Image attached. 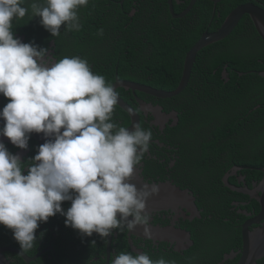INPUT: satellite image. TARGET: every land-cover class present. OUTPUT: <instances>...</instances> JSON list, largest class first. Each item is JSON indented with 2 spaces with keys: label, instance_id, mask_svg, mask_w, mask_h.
<instances>
[{
  "label": "clouds",
  "instance_id": "9594fccd",
  "mask_svg": "<svg viewBox=\"0 0 264 264\" xmlns=\"http://www.w3.org/2000/svg\"><path fill=\"white\" fill-rule=\"evenodd\" d=\"M25 2L0 0V95L8 100L0 110V120L4 121L0 136L21 150L27 148L32 133H42L45 142L32 157L26 174H23L25 167H22L20 156L10 154L5 144L0 142V225L12 231L13 239L23 252L31 250L37 242L36 230L39 225L57 214L64 217L65 227H71L84 237H91L95 233L107 238L113 234V229L126 226L133 231L141 225L144 226L143 235L151 238L146 203L159 193V186L144 184L137 188L131 182L136 166L149 150L151 130H145L140 123H136L129 131L131 125L128 128L118 127L111 122L118 93L106 83L105 77L91 71L87 60L79 56H66L58 62H50L47 48L14 38L13 21L23 19L29 12V8L23 6ZM88 3L91 2L43 0L41 4L33 0L31 16L39 17L41 26L55 37L60 35L62 25L67 31L81 29L79 10ZM251 5L264 10V6ZM243 18L247 21H240L236 29L245 22L243 25L253 29L260 38L250 17L244 15L241 20ZM236 29L224 39L225 42ZM102 32L101 29L99 34ZM222 41L201 51L213 45L218 51ZM248 45L246 43V47ZM246 47L243 51L257 55L258 50ZM227 66L224 69L226 72ZM193 68L190 81L197 76L202 84V70L206 66L198 62L194 71ZM218 71L219 68H215L213 76ZM223 73L222 79L227 83L228 73L226 79ZM251 73L264 78L255 71L238 75ZM140 109L143 112L141 105ZM258 109L256 107L254 110ZM170 120L172 126L175 121ZM235 167L239 166L228 169L225 176L232 174L230 170ZM137 171L139 176L140 169L137 168ZM236 177L239 174L230 176L228 182L230 186L238 188L240 185L230 183L231 178ZM238 181L241 183L243 176ZM67 201L71 202L70 207L64 210L62 204ZM209 231L210 228L200 239H204ZM110 264L175 262L164 258L152 260L146 253L133 255L121 252L110 259Z\"/></svg>",
  "mask_w": 264,
  "mask_h": 264
},
{
  "label": "flooded vegetation",
  "instance_id": "af4514ba",
  "mask_svg": "<svg viewBox=\"0 0 264 264\" xmlns=\"http://www.w3.org/2000/svg\"><path fill=\"white\" fill-rule=\"evenodd\" d=\"M114 1L116 4H120L125 12L124 23L130 19L129 22L135 23L138 30L128 33L123 38L126 40V44L121 46V51H118V47H116L118 38L112 41V44L107 42V47L112 46V51H118L114 58L117 60L115 67L113 66L114 60H100L98 56L94 60L87 61L91 71L105 77L106 83L113 87L117 81L141 83L153 88H156L154 87L155 80H164L166 84L173 85L176 77L182 78L187 55L196 45V42L205 33L220 29L213 26L214 20L212 19L210 24L201 31L199 28L191 33L190 37H197L196 42L187 34L181 33L182 29L188 30L198 23L193 15L199 13L196 5L200 0H197L192 7L193 0H166L165 3L162 0H152L150 4L152 8L156 6L166 7L165 14L158 23L146 18L150 8L148 0H130V7L127 11L123 7L127 0ZM207 1L214 4L213 16L217 14L218 17H222L224 14L229 15L236 8L246 3L264 6V0H221L216 3L211 0ZM29 4L25 2L23 5L29 8L28 14L23 19L13 21L14 38H18L24 43L32 42L41 48H47L50 62H58L66 56H79L69 52L73 46L72 40L73 38L87 37L78 32L67 31L63 25L60 28V35L52 37L41 26L39 17L32 18ZM183 13L185 16L176 17ZM178 21L179 24H176ZM242 21L247 20L243 18ZM243 24L246 23L243 22ZM151 25L150 31L148 28ZM59 39L63 40V46L58 49L56 40ZM86 42L91 43V39L87 38ZM166 43H171L174 48H164L163 45ZM94 47L99 52L105 50L101 41H98ZM219 50L214 55L215 57ZM182 52H186L183 64L176 62L175 65H171L176 71L175 77L159 74L165 70L164 66H160L164 55H179ZM210 52L209 48L206 53L209 54ZM201 55L202 51H199L193 71L198 62L206 60L207 57ZM153 56L154 59L151 58ZM108 70L109 73L107 74ZM111 70H113V74L110 73ZM192 81L194 82L193 77L190 84ZM115 91L119 98L135 109L140 116L141 127L145 130H151L152 133L149 150L135 168L136 172H138L137 168L140 169V174L139 176L134 174L133 177L137 178L138 182L141 180L143 185L170 186L168 192L160 190L157 195L150 197L152 198L151 203L149 201L146 203V209L150 215L147 226L151 231V238H146L143 235L144 226H136L133 231H129L126 226L121 229H113V234L107 238H101L95 233L91 237H84L71 227H65L64 217L57 214L50 217L46 223L39 225L36 230L37 242L31 250L23 252L20 251V247L14 248L30 258L41 254L36 261L29 262V264H110V259L121 252H130L133 255L146 253L152 260L164 258L174 261L175 264H237L242 256V245L238 239L242 241L243 227L247 221L258 216L261 211V207L259 210L257 208V201L229 189V197L233 201L229 210L224 214L217 215L215 211L210 212L203 207H198L201 195H197V191L203 189L202 182L196 180L192 184L190 178L195 171L196 174L193 179L196 177L201 179L202 177L194 160L184 158L181 155L184 153L185 147L182 145L180 131L176 130L179 120L178 124L173 127L170 126L172 120L163 122L162 125H154L155 117L151 114L146 115L140 109L139 101L143 100L154 104V106L160 105L165 113H171L173 110H170V100L164 99L165 105H162L160 99L139 91L128 90L123 87L116 88ZM141 94L146 95V97L143 98ZM188 96L186 94L184 100H187ZM151 97L154 99H150ZM7 102L8 100L0 95V110ZM111 122L118 127L128 128L131 125V117L125 109L117 104L114 107ZM39 136L42 139L41 143L31 134L28 146L24 150L16 148L7 138L0 136V141L5 144L9 153L19 155L22 159V167H25L23 174H26L27 166L32 163L31 159L36 155L38 147L45 142L43 134L41 133ZM244 169L238 170L239 177L234 178L240 185L238 188L253 189L256 181L252 180V185H248V174L243 171ZM230 171L233 172V170ZM242 176L243 181L239 183L238 178ZM239 194L242 196L239 197ZM192 197L195 200H192ZM217 202L216 200L215 202L211 201L210 205H216ZM70 203V201L64 202L62 209L67 210ZM207 225L210 226L207 227ZM256 227L254 225L252 229ZM208 228H210L208 235L204 239H200V236ZM174 231H176V235ZM92 241H95V244H92ZM34 249L36 250L35 253H32L34 255L30 256V252ZM7 255L6 264H20V259L28 264L19 253H7Z\"/></svg>",
  "mask_w": 264,
  "mask_h": 264
},
{
  "label": "trees",
  "instance_id": "16d2710c",
  "mask_svg": "<svg viewBox=\"0 0 264 264\" xmlns=\"http://www.w3.org/2000/svg\"><path fill=\"white\" fill-rule=\"evenodd\" d=\"M108 1L89 0L91 3L79 10L78 16L82 27L79 31H72V33H81L84 37L90 38L91 43L86 42L87 38H73V46L69 52L82 56L84 57L82 59L87 61L94 60L96 56L100 60H114L113 66L115 67L117 60L114 58L118 51H121V46L126 44L123 38L138 28L135 27V23L129 22L130 19L124 23L125 12L120 4H116L114 0H111V3ZM151 1L148 0L149 5ZM26 2L31 5L33 0H26ZM42 2L43 0H40L39 3ZM162 2L165 3L166 0ZM123 7L127 11L130 7V0L125 1ZM196 9L199 13L193 16L198 23L193 28L181 30V33L189 37L196 29L200 28L199 31H201L208 26L212 19L214 20L213 26L220 28L228 15L213 16L214 4L207 0H200ZM165 10L166 7L152 8L150 5L146 18L158 23L165 14ZM176 24H179V21ZM152 25L148 28L150 31ZM101 29L103 32L99 34ZM116 38H118L116 43L118 51H112V46L107 47V42L112 44ZM190 38L194 42L197 41V37ZM98 41H101L105 48L103 52L96 51L94 47ZM225 41L221 42L222 47L216 57L214 56L217 52L216 45L209 47L211 50L209 54L206 53L209 48L202 51L201 56L207 57L206 60L199 62V65L206 66V69L202 70L204 82L201 84L198 77L194 76V82H191L186 91L178 97L169 99L170 110L179 113V125L176 126V130L180 131L182 145L185 147L181 155L194 160L202 177L193 179L195 171L190 178L191 183L198 180L204 184L203 186L201 183L203 189L197 191V195H201L198 207H203L210 212L215 211L217 215L227 212L233 201L229 197L230 188L222 183L228 169L234 166L245 168L243 171L248 174V185L251 186L252 180L258 183L262 181L261 169L264 167V78L256 73L238 75V73L249 71L264 72V43L253 29L242 23L227 39V42ZM62 43V39L56 40L58 49L63 46ZM246 43H249L247 47L258 50L257 55H250V51H243ZM158 47L173 49L174 45L166 43L163 47ZM236 48L237 51H235ZM185 55L186 52L179 55H164L160 66H164L165 70L159 74L175 77L176 71L171 65H175L176 62L183 64ZM226 65H229L226 68L229 78L227 83L222 79ZM215 68H219V71L213 76ZM110 73L113 74V70ZM180 81L181 79L176 77L173 85H169L164 80H155L154 87L173 91L178 88ZM186 94L189 96L187 100H184ZM141 95L143 98L146 97V95ZM160 103L165 105V100H160ZM256 107L259 109L254 110ZM235 179L232 178L230 183L237 185ZM215 200L218 201L216 205H210L211 201L215 202ZM257 208L260 209L259 204ZM238 242L242 245L241 240L238 239ZM241 245L239 244L240 247ZM1 246L19 247L13 239L12 231L2 225H0ZM35 251V249L31 251L30 256L34 255L32 253ZM20 264H25V262L20 259ZM258 264H264V258L260 259Z\"/></svg>",
  "mask_w": 264,
  "mask_h": 264
},
{
  "label": "water",
  "instance_id": "95a60500",
  "mask_svg": "<svg viewBox=\"0 0 264 264\" xmlns=\"http://www.w3.org/2000/svg\"><path fill=\"white\" fill-rule=\"evenodd\" d=\"M197 0H193L191 7L196 3ZM213 2H220L221 0H211ZM190 7V8H191ZM174 13V10H172ZM175 15V14H174ZM244 15H248L253 22V25L259 34L260 38L264 42V10L260 9L259 7H256L251 4L243 5L237 9H235L233 12L230 13V15L226 18L225 22L223 23L222 27L210 34H204L203 37L200 39V41L193 47V49L188 53L182 79L179 85V88H176L174 91L167 92L163 90H157L152 87H147V85L141 84V83H135L130 81H117L114 84V89L119 87H123L126 89H132L134 91H139L141 93L150 95L157 99H170L175 96L180 95L183 93L184 90L188 87L193 64L196 61V57L199 51H201L203 48L216 43L218 41H222L226 39L239 25L241 18ZM176 16V15H175ZM185 16V13L178 15L176 17ZM261 76L264 77V72L259 73ZM223 77L227 78V72L224 71ZM141 108L144 113L149 114L152 113L155 117V120L153 122L154 125H162L163 122H167L170 119H174L173 125H176V122H178V112L173 111L172 113L165 114L163 112V108L161 106H154L152 104H147L143 101H139ZM120 107L125 109L130 117L132 118V124L131 127L128 129L129 131L132 130L133 125L136 123H140V116L136 113L135 109H133L131 106L126 104L121 98L118 96V103ZM132 111L133 114H130V111ZM172 125V126H173ZM4 126V121L0 120V128ZM34 135L35 139L41 143L42 139L37 133H32ZM1 142V141H0ZM240 167H235L232 174H226V176L223 178L224 185L228 186L229 188L247 195L251 197L252 199L256 200L257 203L261 207V211L258 216L255 218L247 221L243 227V235H242V249H241V258L238 262V264H258V261L262 258H264V167L261 169L263 172V179L258 184L255 183L253 189L249 188H236L229 185L228 179L230 176H235L237 174V170H240ZM134 174H138L136 170H134ZM132 183L136 184L137 188H139L143 183L138 182L137 178H132ZM169 186H159V191L168 192ZM192 200H195L194 197H192ZM150 203L152 202V198L148 200ZM169 201V198H168ZM195 202V201H194ZM197 209V208H196ZM195 209V211H196ZM194 211V212H195ZM130 219V218H129ZM256 225L257 227L252 230L253 226ZM141 226V225H138ZM176 231H174V234ZM7 253H19L29 264V262L36 261V259L41 255L35 256L34 258H30L23 252H20L17 248L6 246L0 248V264H6L7 262ZM2 260V261H1Z\"/></svg>",
  "mask_w": 264,
  "mask_h": 264
}]
</instances>
